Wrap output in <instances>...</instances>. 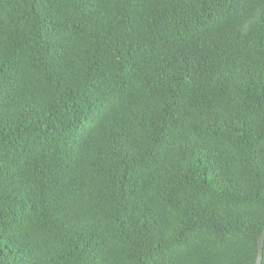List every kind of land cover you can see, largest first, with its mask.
I'll return each instance as SVG.
<instances>
[{
  "label": "trees",
  "instance_id": "1",
  "mask_svg": "<svg viewBox=\"0 0 264 264\" xmlns=\"http://www.w3.org/2000/svg\"><path fill=\"white\" fill-rule=\"evenodd\" d=\"M263 230L264 0H0V264H255Z\"/></svg>",
  "mask_w": 264,
  "mask_h": 264
},
{
  "label": "water",
  "instance_id": "2",
  "mask_svg": "<svg viewBox=\"0 0 264 264\" xmlns=\"http://www.w3.org/2000/svg\"><path fill=\"white\" fill-rule=\"evenodd\" d=\"M263 247H264V230L259 238V250L255 264H262L263 260Z\"/></svg>",
  "mask_w": 264,
  "mask_h": 264
}]
</instances>
